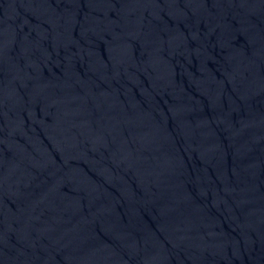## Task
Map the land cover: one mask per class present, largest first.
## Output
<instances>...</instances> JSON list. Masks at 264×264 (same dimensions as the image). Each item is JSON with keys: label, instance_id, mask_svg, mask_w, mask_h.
I'll return each instance as SVG.
<instances>
[{"label": "water", "instance_id": "obj_1", "mask_svg": "<svg viewBox=\"0 0 264 264\" xmlns=\"http://www.w3.org/2000/svg\"><path fill=\"white\" fill-rule=\"evenodd\" d=\"M0 264H264V0H0Z\"/></svg>", "mask_w": 264, "mask_h": 264}]
</instances>
